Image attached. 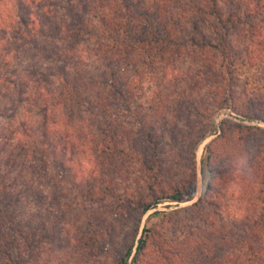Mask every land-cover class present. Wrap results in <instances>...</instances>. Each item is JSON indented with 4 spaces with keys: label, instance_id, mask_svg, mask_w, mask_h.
I'll return each mask as SVG.
<instances>
[{
    "label": "trees",
    "instance_id": "trees-1",
    "mask_svg": "<svg viewBox=\"0 0 264 264\" xmlns=\"http://www.w3.org/2000/svg\"><path fill=\"white\" fill-rule=\"evenodd\" d=\"M50 1L0 0V264L36 263L52 232L65 241L68 184L91 200L116 199L135 218L119 264H264V127L243 123L264 124V98L238 86V68L264 57V0ZM40 37L58 89L33 72L28 95L10 71ZM91 39L90 56H79ZM183 58L199 71L182 69ZM160 70L165 86L141 101L146 72ZM26 100L38 126L18 118ZM225 110L241 122L229 115L216 131ZM214 135L201 198L149 214L136 246L150 211L194 200L197 152ZM33 204L44 212L28 211Z\"/></svg>",
    "mask_w": 264,
    "mask_h": 264
},
{
    "label": "rangeland",
    "instance_id": "rangeland-1",
    "mask_svg": "<svg viewBox=\"0 0 264 264\" xmlns=\"http://www.w3.org/2000/svg\"><path fill=\"white\" fill-rule=\"evenodd\" d=\"M50 3H54V1L51 0ZM57 14L58 16H62L64 12L62 10H57ZM55 17L56 14H54V16L52 15L53 19H55ZM39 39L37 47L33 48L32 46H27L23 52H21L20 61H15L16 63L10 71L11 74L18 80L16 81L19 84L18 90H22L24 93L27 92L28 95H32L36 91L34 83L33 85L27 87V81L29 78L33 77L31 74L33 72H38V74H44L49 77L53 81L51 84L52 88L56 90L58 89V80L54 76L55 64L50 58V52L46 50L47 47L48 49L51 47L48 46V41L45 37H40ZM88 41L81 44L77 51V54L79 56L82 54L83 58H88L91 54V50L95 48V40L91 39V41ZM92 62V69L101 66V63H98L99 60L94 59ZM258 63L259 64L255 66L247 65L242 69L238 68V86H246L248 93L264 98V57L259 58ZM179 66L182 69L192 67L193 72L195 73L200 69L199 66H196V63L189 58H183V60L180 61ZM158 67L160 68L161 66L159 65ZM146 74L147 76L145 77L143 83L145 94H142L141 92L139 93L140 97H142L141 101H145V96H147L150 92H153L156 88L159 89V87L165 86L164 83L161 85V75L163 76L161 70L160 72H155V76H153V78L147 72ZM18 93L19 92L15 94L18 95ZM28 102L29 101L26 100L23 107L17 104L16 109L19 111L18 118H22L27 122H34L35 125H37L40 119V111L36 106H31ZM2 103L3 108L11 105L9 100H6L5 98L2 99ZM31 107L33 112H27V109ZM229 115H232L235 121L241 122V119H237L230 110L222 111L215 117L214 120L216 131L219 130L218 127L220 122L229 117ZM243 123L264 127V124L259 122L245 121ZM215 137V135L209 137L198 149L197 194L194 200L181 203L165 202L150 211L141 223L140 231L135 240L136 246L138 245L139 238L142 236V230L145 227V222L149 214L154 211L169 213L179 208L191 206L201 198L204 192V182L201 174V158L205 146ZM86 159H81L80 161H85L83 162L85 164L84 167L86 169H90L91 165H88V161H86ZM206 179L207 177L205 180ZM115 188L117 189V186L114 188L112 187L113 191H115ZM63 190L66 197L61 200V204L68 203L69 205L66 212L68 213V222L70 223V226L66 227L67 234L65 233V241L59 243L57 237H59L62 233L57 234L52 232L54 237L52 240L53 243H48L39 249V257L37 262L34 264H119L120 259L125 254L127 248L134 242L133 229L135 228V218L133 219V216L130 217L125 211H123L120 208V202L116 199L105 197V200L99 201V198L101 199L103 196L98 192V190L97 193L99 194H96L92 200L87 196H82V194L78 195L76 190L74 191V188L70 184L64 185ZM33 205H35L32 206L33 209L29 207L28 211L33 210L36 211V213L39 211V214L40 212H44L42 211L41 205ZM154 220H158V218H155ZM40 224L41 222H38L37 225L35 224L36 228H38L39 234H41L42 231L40 229L42 225ZM178 235L179 236L176 237H181L180 234ZM61 236L63 237L64 235ZM149 248L148 252H150L152 247L150 246ZM150 260L151 259L149 257L146 262H150ZM146 262L143 264H146ZM130 263L131 260L129 261V264Z\"/></svg>",
    "mask_w": 264,
    "mask_h": 264
}]
</instances>
